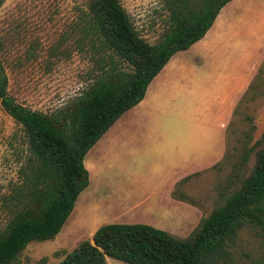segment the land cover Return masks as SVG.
<instances>
[{"label": "rangeland", "instance_id": "rangeland-1", "mask_svg": "<svg viewBox=\"0 0 264 264\" xmlns=\"http://www.w3.org/2000/svg\"><path fill=\"white\" fill-rule=\"evenodd\" d=\"M120 2L141 35L157 43L168 24L163 0ZM88 5L89 0L4 2L2 57L15 101L44 113L62 110L95 81L102 66L113 65L112 53L100 51L98 42L93 46L94 35L87 34ZM253 83L259 87L249 99ZM263 90L264 0H233L205 37L176 53L145 98L86 154L89 185L60 233L29 243L14 264H39L42 258L58 263L106 224H148L187 238L220 202L221 184L239 160L249 117L255 125L249 146L255 152L248 171L264 147ZM29 153L22 126L0 100V232L15 206L9 208L3 197L21 185L20 168ZM176 188L196 203L175 200ZM230 250L231 264H264L261 229L247 225ZM106 264L127 263L107 257Z\"/></svg>", "mask_w": 264, "mask_h": 264}, {"label": "trees", "instance_id": "trees-1", "mask_svg": "<svg viewBox=\"0 0 264 264\" xmlns=\"http://www.w3.org/2000/svg\"><path fill=\"white\" fill-rule=\"evenodd\" d=\"M5 1L0 0V8ZM231 1L163 0L168 24L161 39L151 44L135 27L120 0H89L87 34L94 35L90 36L93 46L98 42L100 51L112 53L113 65L102 66L103 71L83 93L52 113L33 110L9 95L0 36V100L22 126L30 152L20 168L21 185L8 198L3 197L9 208L11 203L15 206L0 232V264H14L29 243L51 240L60 233L79 195L89 185L86 154L125 112L145 98L151 82L176 53L205 37ZM258 87L251 84L249 99ZM259 95L264 98V90ZM248 120L239 160L220 186V202L187 238L148 224H106L92 240L82 241L60 262L48 263L42 258L39 264H106L107 257L127 264L234 262L231 243L247 225L261 229L264 239V147L256 151L254 166L248 171L255 152V146H249L255 125L252 117ZM172 196L196 203L177 188Z\"/></svg>", "mask_w": 264, "mask_h": 264}, {"label": "crops", "instance_id": "crops-1", "mask_svg": "<svg viewBox=\"0 0 264 264\" xmlns=\"http://www.w3.org/2000/svg\"><path fill=\"white\" fill-rule=\"evenodd\" d=\"M188 50H189V49H188ZM172 58H173V57H172ZM172 58H171V59H172ZM136 106H137V105H136ZM172 197H173V196H172ZM173 198H174V197H173ZM174 199H175V198H174ZM175 200H178V199H175ZM179 201H181V200H179Z\"/></svg>", "mask_w": 264, "mask_h": 264}]
</instances>
